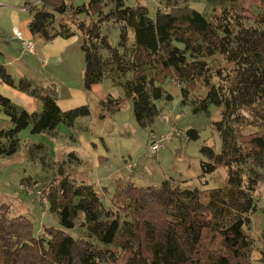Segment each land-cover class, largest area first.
I'll list each match as a JSON object with an SVG mask.
<instances>
[{"label": "trees", "instance_id": "obj_1", "mask_svg": "<svg viewBox=\"0 0 264 264\" xmlns=\"http://www.w3.org/2000/svg\"><path fill=\"white\" fill-rule=\"evenodd\" d=\"M128 1L88 0L73 6L66 0H38L27 5L29 28L46 41L68 38L74 30L61 21L55 25L54 13L70 12L84 54V90L111 79L131 100L142 127L159 115L157 101L172 100L161 85L166 79L178 85L181 104L197 93L198 101L190 104L193 113L216 106L220 116L212 127L220 151L201 147L198 179L206 186L207 176L222 166L226 183L189 189L185 179H164L155 186L137 185L133 175L115 176L105 205L94 184L75 182L74 175L58 167L43 184L51 192L46 197L43 189L40 197L48 201L59 227H44L35 237L26 217L0 214V264H251L252 241L245 227L257 207L261 179L256 169L264 166V0H253L262 4L255 16L244 0H160L163 7L153 16L146 5ZM192 2L210 5L211 12L204 14ZM80 15L90 20L77 19ZM107 22L118 28L116 45L101 30ZM0 81L41 104L40 111L28 113L0 94V109L12 125L0 130L1 155L17 153L18 132L24 128L54 135L59 124L71 127L90 114L87 105L61 110L54 84L25 76L15 80L1 64ZM106 99L101 118L122 107L121 98ZM246 127L255 130L245 134ZM185 134L189 140L199 137L195 129ZM33 147L44 148L40 143ZM69 156L79 159L73 152ZM80 216L85 234L75 237L67 231Z\"/></svg>", "mask_w": 264, "mask_h": 264}, {"label": "rangeland", "instance_id": "obj_2", "mask_svg": "<svg viewBox=\"0 0 264 264\" xmlns=\"http://www.w3.org/2000/svg\"><path fill=\"white\" fill-rule=\"evenodd\" d=\"M37 1L0 0V64L4 65L15 80H18L21 76L16 73V70L20 69V65L25 60L31 59L34 69L29 71L27 78L35 80L38 84H54L61 95L60 109H68L79 100L69 102L70 97L69 94L67 96V91L74 87L79 90L83 86L84 54L80 49V34L71 25L73 18L70 12L67 11L62 15L54 13L55 25L60 21L69 25L74 30L76 38L68 43L62 54L51 51V58L46 59V56L41 52L45 44H49V42L40 41L38 35L32 34L29 28L30 13L27 5H32ZM66 1L68 5L73 4V6L88 2V0ZM128 2L146 5L150 9V16L154 15L156 8L163 7L160 0H129ZM243 4L245 8H248V13H252L253 16L259 14L262 9V4L253 0H244ZM191 7L202 10L204 14L211 12L210 5L202 2H192ZM79 18L90 20L86 15H80L77 19ZM14 25H17L25 35L30 36L31 41L35 44L34 52L39 53L37 57L30 56L29 52L22 49L20 41L11 37ZM101 30L108 36L112 45L117 44L119 31L114 23L103 24ZM60 42L62 41H56V45L62 46ZM30 74L33 75L31 78H29ZM96 85L95 93L86 92L85 105L90 110L88 116L75 119L76 121L71 127L59 124L56 136L45 132L31 133L30 127L24 128L18 132L20 143L17 153L12 156L0 154V214H6L8 218L20 215L26 217L32 223V234L35 237L43 232L44 227L58 228L59 224L57 216L49 210L48 201L35 194L37 192L27 193L26 189L37 183L39 185L38 192L40 193L44 189L47 197L51 192V187L43 184L54 178L58 167L65 174L74 175L75 182L87 183L86 181H88L90 184H94L105 205H108L113 184L110 181L103 184L104 180L99 181L98 174L114 168H120L122 171L120 175L114 172L112 177L133 175L132 181H135L137 185L158 186L164 179L169 178L185 179L184 187L189 189L195 187L210 189L221 187L226 183L227 173L222 166L217 167L213 173L207 176L206 186H203L198 179L199 162L204 158L200 151L201 147L210 146L215 152L220 151V137L212 127V122L218 120L220 116V111L216 106H209L208 113H193L191 105L194 100L198 101L197 93L189 95L186 103L181 104L178 85L174 81L166 79L161 85L164 91L172 96V100L156 102V106L160 110L159 115L154 118L150 126L145 128L136 122L132 112V102L125 97L122 87L114 85L109 78ZM4 93L2 92L3 95ZM200 93L202 94L203 91L200 90ZM108 95L121 98L123 100L122 107L117 112L101 118L98 116L101 112V102L107 101ZM9 101L16 105L14 101L10 99ZM37 106H40V111L41 104L38 103ZM4 114V111L0 109V130L9 129L12 126ZM170 125H174L181 132V136L174 137L167 142L157 154H150L148 152L149 136L164 134ZM64 127L65 130H63ZM188 129H195L199 137L196 140L187 139L185 133ZM254 130V127H246L243 129V133L246 134ZM79 135H84L89 139L91 145L94 143V149L104 150L107 156L104 161L112 164L114 168L105 167L104 161L97 165L95 159L91 160L89 154L85 155L81 149L83 140H79ZM39 143L44 148L34 149L33 146ZM26 145L31 146L30 151L26 149ZM71 152H74L79 158L77 161L69 156ZM82 154L85 155L84 158ZM128 164H132L134 167L130 169ZM256 172L260 174L261 179L255 191L257 207L249 214L250 222L245 227V231L252 241L248 262L264 264V166L257 168ZM58 179L59 177L56 175L55 181ZM67 232L75 237L84 235L83 218L80 216L76 227Z\"/></svg>", "mask_w": 264, "mask_h": 264}, {"label": "crops", "instance_id": "obj_3", "mask_svg": "<svg viewBox=\"0 0 264 264\" xmlns=\"http://www.w3.org/2000/svg\"><path fill=\"white\" fill-rule=\"evenodd\" d=\"M28 9V8H27ZM30 21V20H29ZM14 26H17V25H14ZM18 27V26H17ZM20 29V28H19ZM22 31V30H21ZM29 33V32H28ZM22 34H23V36L25 37V38H27V39H29V40H31V38H30V36H28V35H25L24 33H23V31H22ZM38 38L40 39V41L41 40H43L44 42H49V44L47 43V44H45V46H44V48L42 49V52H41V54L42 55H45L46 56V59H50L51 58V51L52 52H56V53H60V54H62V52L64 51V50H66V47H67V45H68V43L70 42V41H72V39H75L76 37H75V35H72V36H70V37H68V38H64V37H60V36H58V37H55V38H53V39H51V40H49V41H46V40H44L40 35H38ZM56 41H62V42H60L61 44H62V46H57L56 45ZM33 44H34V42H33ZM34 47H35V44H34ZM31 55L30 56H32V57H37L38 56V52H36L35 51V53H30ZM35 55V56H34ZM56 57V56H55ZM48 59V60H49ZM16 60V59H15ZM17 61V60H16ZM48 64V63H47ZM60 65V64H59ZM58 65V66H59ZM21 67H20V69H17L16 70V73H19L20 74V76L22 77V76H25V77H27L28 76V74H29V71L31 70V69H34V65H33V62H32V60L31 59H29V60H25V62L24 63H22L21 65H20ZM58 66H57V68H58ZM19 68V67H18ZM31 76H33L32 74H30L29 75V78H31ZM35 78V77H34ZM74 85V84H73ZM96 84L95 85H93L92 86V88H91V92H93V93H95L94 92V89L96 88ZM74 87V86H73ZM84 87L82 86V89H76L75 87H74V89L73 88H70L68 91H67V96H68V94H69V102H71V101H74V100H79L77 103H75V104H72L71 105V107H69L68 109H72V108H75V107H78V106H81V105H85V103H86V100H87V93H86V91L83 89ZM97 89V88H96ZM2 92H5L4 93V95L2 94ZM57 92H58V90H57ZM90 92V93H91ZM0 94L1 95H3L4 97H6V98H8V99H10L11 101H14L15 103H16V105L15 106H17L18 108H21V109H24L25 111H27L28 113H33V112H37V111H39V108H40V106H37V104L39 103L38 102V100L36 99V98H34V97H32V96H29L27 93H25V92H22V91H20V90H17V89H15V88H12V87H10V86H7L6 84H4L3 82H1L0 81ZM61 98V95H60V93L58 92V105L60 104V99ZM72 98V99H71ZM60 107V106H59ZM61 108V107H60ZM68 109H62V110H68ZM4 116H6L5 114H4ZM99 116V115H98ZM81 118H83V117H81ZM78 119V118H77ZM8 120H9V118H8ZM76 121V120H75ZM59 127V126H58ZM62 128V127H61ZM63 130H65V127L63 128ZM56 132H55V134L53 135V136H56ZM50 135H52V134H50ZM78 138H79V140H83L82 142H83V147H81V149L83 150V152H84V154L85 155H88L89 154V158H91V160H92V158L93 159H95L96 161H97V165H100L104 160H105V158L107 159V156H106V152L104 151V150H102V149H94V147H93V145H94V143H92V145L90 144V140L89 139H87L86 137H84V135H79L78 136ZM95 140H96V138H95ZM47 148V147H46ZM47 150H48V148H47ZM49 151V150H48ZM74 153V152H73ZM50 155V154H49ZM85 155H83L82 154V157L84 158V156ZM94 161V160H93ZM105 162V161H104ZM104 165H105V167H111V168H114L113 166H112V164H110V163H104ZM98 168H99V166H98ZM97 168V169H98ZM122 170L120 169V168H114V169H112V170H110V171H104V172H101L100 174H98L99 176V181L100 180H104L103 181V184H106L108 181H110L112 184H113V179L115 178V177H112L111 175L115 172L116 174H118V173H120ZM121 174V173H120ZM111 179H112V181H111ZM102 182V181H101Z\"/></svg>", "mask_w": 264, "mask_h": 264}, {"label": "built area", "instance_id": "obj_4", "mask_svg": "<svg viewBox=\"0 0 264 264\" xmlns=\"http://www.w3.org/2000/svg\"><path fill=\"white\" fill-rule=\"evenodd\" d=\"M11 37L13 39L20 41L22 49L24 51H27L32 54L35 53L33 42L25 38L22 34V31L17 26H14L12 28ZM178 136H181V132L177 128H175V126L169 127V129L164 134H161L159 136L151 134L148 139V152L150 154H157L160 151V149H162L165 146L167 142L171 141L174 137H178ZM132 167H134V165L128 164V168L131 169ZM38 189H39V185L35 183L32 187H29L26 190L27 193L37 192L35 194L41 196L42 193L41 192L39 193ZM42 199L46 200V198H42Z\"/></svg>", "mask_w": 264, "mask_h": 264}, {"label": "clouds", "instance_id": "obj_5", "mask_svg": "<svg viewBox=\"0 0 264 264\" xmlns=\"http://www.w3.org/2000/svg\"><path fill=\"white\" fill-rule=\"evenodd\" d=\"M21 30V29H20ZM31 41V40H30Z\"/></svg>", "mask_w": 264, "mask_h": 264}]
</instances>
